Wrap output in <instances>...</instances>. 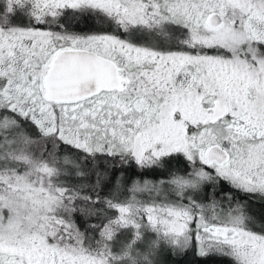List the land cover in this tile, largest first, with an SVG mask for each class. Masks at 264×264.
Wrapping results in <instances>:
<instances>
[{
    "label": "snow or ice",
    "instance_id": "6c2138e0",
    "mask_svg": "<svg viewBox=\"0 0 264 264\" xmlns=\"http://www.w3.org/2000/svg\"><path fill=\"white\" fill-rule=\"evenodd\" d=\"M0 264H264V0H0Z\"/></svg>",
    "mask_w": 264,
    "mask_h": 264
},
{
    "label": "trees",
    "instance_id": "16d2710c",
    "mask_svg": "<svg viewBox=\"0 0 264 264\" xmlns=\"http://www.w3.org/2000/svg\"><path fill=\"white\" fill-rule=\"evenodd\" d=\"M255 212L259 213L261 211V209L258 207V206H254V209H253ZM192 258L189 257V260H191Z\"/></svg>",
    "mask_w": 264,
    "mask_h": 264
}]
</instances>
